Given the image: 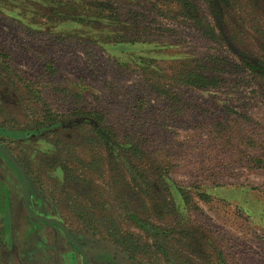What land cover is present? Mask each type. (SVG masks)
Returning <instances> with one entry per match:
<instances>
[{"label":"rangeland","instance_id":"rangeland-1","mask_svg":"<svg viewBox=\"0 0 264 264\" xmlns=\"http://www.w3.org/2000/svg\"><path fill=\"white\" fill-rule=\"evenodd\" d=\"M152 1L115 0L122 17L139 25V42L129 39L117 49L94 39L100 29L59 20V13H71L66 7L46 0L4 5L0 56L12 70L1 69L0 62V145L27 176L34 212L24 207L22 175L0 152L14 203L9 217L10 197L3 191L0 233L7 237L0 236V264H84V256L88 264H264V40L248 22L259 17L264 30V0H216L214 11L198 0L208 20L225 30L217 42L188 22L157 17ZM19 13L25 23L13 16ZM215 56L223 58L224 83L207 91L173 87L181 97L177 108L153 92L140 62L150 57L169 72L186 58L213 68ZM59 86L73 89L87 110L106 115L120 134L142 135L157 162L171 163V181L189 193V205L174 188L166 196L154 184V196L147 195L141 182L129 174L117 177L108 162L102 173L74 164L76 180H65L55 159L75 152L89 164L94 152L106 151L92 150L90 128L79 130V122L67 119L22 138L46 121L48 109L68 115L70 104L56 91ZM76 209L96 213L102 224L91 226ZM110 220L151 245L150 252L135 257L112 243Z\"/></svg>","mask_w":264,"mask_h":264},{"label":"trees","instance_id":"trees-1","mask_svg":"<svg viewBox=\"0 0 264 264\" xmlns=\"http://www.w3.org/2000/svg\"><path fill=\"white\" fill-rule=\"evenodd\" d=\"M7 1L8 0H0V12H7L4 9V5ZM204 1L209 5L211 10L214 11L216 0ZM46 2L52 7H66V9L71 11L69 15L59 13V20L66 23L72 22L85 25L87 28L95 27L103 31L101 37H94V39L101 44L105 45L107 43V45H112L113 48L117 49L122 46H127V42H129L127 40L129 39L131 40L134 38V40L137 41H130L132 45L139 42L135 36L137 35L135 33L139 25H136L133 18L126 19L122 17L120 8L116 6L115 0H106L104 3L97 0H46ZM151 4V10L157 17L163 20L170 22H188L200 30L202 34L211 41L217 42L225 38V30L218 28V26H221L220 24L215 26L208 20L198 0H153ZM20 14L21 13H19V15L13 14V16L20 17L21 20ZM140 17L142 16L139 15L137 20L139 21L141 19V21H139L141 23L142 18ZM246 18L247 17L242 18L243 22ZM21 22L23 21L21 20ZM248 22H250L251 27L259 34L258 36L264 40V30L261 19L259 17L252 18L249 19ZM239 24H237V27ZM36 27L35 24H28V28L31 30H37ZM38 29H42V27L40 26ZM229 36L231 39H236V36H231V33L228 32V37ZM228 37L225 42H228V40L230 41ZM148 58H140V62L145 64L150 88L158 97L170 101L173 104V108H177V104L181 102L179 93L175 92L173 87L177 86L198 91H207L216 89L224 83V79L221 75L222 72H224V70L221 69L224 61L221 57H213V68L208 65H203L199 59H182L176 61L175 65H170L168 67L170 70L169 72L158 64L157 60L151 59L150 57ZM6 60V56H0V62L4 64L1 65V69L5 66L4 69L10 72L12 69ZM248 66L252 68L251 64ZM56 91L64 94V100L66 99L70 104L68 115H57L51 109H48L46 113L47 117L45 118L46 121L36 124L33 128L34 131H26L22 135V138L32 137L36 133L40 134L53 126L61 125L64 123L63 120L67 119L68 124L75 121L79 122L75 123V126L79 127V130L85 125L90 128L89 133L91 137L88 138L87 143L92 150L97 148L106 151L104 156L101 152H94L93 158L89 164H85L81 158L77 157L75 152H69L63 159L60 157L55 159L54 161L59 164V167L64 173L65 180L68 181L70 178L76 180L75 176L78 174V170L73 166L74 164L78 163L84 170L88 166V171L102 173L105 167L103 162H108L112 172L117 173V177L122 179L125 174H129L135 183L138 181L139 183L141 182L144 187V192L147 195L154 196V184L159 186L166 196H172V189L174 188L179 192L184 202L189 205V193L183 187L171 181V163L166 160H164L163 163L157 162L153 156V154L156 155V152H152L144 146L141 140L142 135L136 132H121L123 134H120L116 128L108 123L106 115L98 111L87 110L84 103H82L83 98L76 95L73 89L59 86ZM36 99L38 100L37 96ZM96 126L101 127L96 128ZM81 177L85 178L84 175L79 176V182L80 180H84L81 179ZM199 197L204 202H210V196L206 193L200 192ZM162 208L167 209L168 207L162 205ZM76 212L83 220L87 218L93 227L98 223L102 224L97 216L95 217L96 213L87 214L81 209H76ZM131 218L136 219L135 216ZM109 223L111 225L106 229V233L109 240L116 246L124 249L125 252L135 257L150 252L152 248L151 245L142 244L136 239L134 234L122 231L116 221L110 220Z\"/></svg>","mask_w":264,"mask_h":264},{"label":"water","instance_id":"water-1","mask_svg":"<svg viewBox=\"0 0 264 264\" xmlns=\"http://www.w3.org/2000/svg\"><path fill=\"white\" fill-rule=\"evenodd\" d=\"M0 152L6 157V159L15 166V168L19 171V173L22 175L23 180H24V185H25V206L29 213H31L29 209V198H30V184L27 179V176L25 175L23 169L19 165V163L15 160V158L2 146L0 145ZM65 234L69 236V233L65 231ZM73 241V239H71ZM85 257V256H84Z\"/></svg>","mask_w":264,"mask_h":264},{"label":"crops","instance_id":"crops-1","mask_svg":"<svg viewBox=\"0 0 264 264\" xmlns=\"http://www.w3.org/2000/svg\"><path fill=\"white\" fill-rule=\"evenodd\" d=\"M9 162V161H8ZM7 175H6V173L4 174V172H2L1 170H0V195H2V193H3V191H5V193L7 192L8 193V195H9V197H10V206H9V212H8V215H9V217H11V211H12V208H13V206H14V203H13V201H12V196H11V194L9 193V191H10V189H9V187H8V185H7V183H9V178H7L6 177ZM1 186H3L4 187V189H2L1 188ZM0 199H1V196H0ZM2 212H3V208H2V205H1V201H0V228H2L3 227V222L5 221V218H4V216H3V214H2ZM12 222V220H11V218H10V223ZM11 225H12V223H11ZM13 226V225H12ZM12 229V228H11ZM11 235H14L13 233L11 234ZM0 236H1V238H2V236L3 237H7V234H5V232H1L0 233Z\"/></svg>","mask_w":264,"mask_h":264},{"label":"flooded vegetation","instance_id":"flooded-vegetation-1","mask_svg":"<svg viewBox=\"0 0 264 264\" xmlns=\"http://www.w3.org/2000/svg\"><path fill=\"white\" fill-rule=\"evenodd\" d=\"M30 184V183H29ZM31 193H30V198H29V209H30V211L31 212H34L32 209H31ZM39 202V201H38ZM24 207L26 208V206H25V193H24ZM26 212L28 213L29 211L27 210V208H26ZM34 215H36L35 213H34ZM35 220L38 222V221H42L41 220V218H39V217H36L35 218ZM32 228H33V230H34V232L35 231H37V229H39V228H37V225L36 224H33L32 225ZM70 239V238H69ZM70 241H72V240H70ZM72 243H73V241H72ZM84 264H88V262H87V258L86 257H84Z\"/></svg>","mask_w":264,"mask_h":264}]
</instances>
